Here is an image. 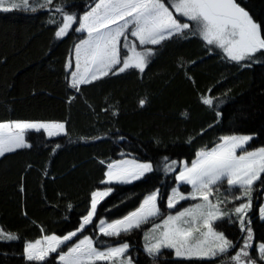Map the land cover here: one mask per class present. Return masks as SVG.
I'll use <instances>...</instances> for the list:
<instances>
[{"label": "snow or ice", "instance_id": "snow-or-ice-1", "mask_svg": "<svg viewBox=\"0 0 264 264\" xmlns=\"http://www.w3.org/2000/svg\"><path fill=\"white\" fill-rule=\"evenodd\" d=\"M16 11L46 14L45 23L55 28L53 41L75 37L62 69L66 102L71 109L73 103L82 100L97 121L101 114L119 117V109L108 105L97 111L88 103L85 90L123 75L142 77L172 43L195 40L207 58L218 56L238 69L264 66V15L257 19L248 0H91L82 14L68 10L64 0H0V13ZM196 63L180 58L176 64L177 74L182 73L193 86L196 81L189 73ZM214 87L198 92L197 97L202 107L214 113L213 122L190 135L185 141L188 145L222 122L221 105L231 90L213 96ZM147 103V99L139 101L141 108ZM181 115L188 118L189 113ZM70 122L68 117L0 121V158L32 149L31 134L49 144L52 155L57 154L63 144L56 139L71 142ZM259 134L218 135L212 147L196 149L190 160L169 155L159 159L126 158L130 154L123 152L120 159H100L102 179L90 191L76 226L58 234L33 221L40 234L23 242L21 259L25 264H139L124 237L143 231V253L153 262L159 260L163 250H170L178 264H264V237L257 243L255 231L257 219L264 227V203L258 205V215L255 203L257 192L264 191V147L249 150L254 135ZM79 139L94 143L105 137ZM124 139L119 136V140ZM154 143L159 148L162 141L156 139ZM160 172L173 179V184L160 180V187L148 190L137 207L119 218L102 215V202L116 186L146 182ZM24 179L21 193H26ZM183 186L190 190H181ZM58 196L64 198L63 193ZM74 207L67 205L69 210ZM22 215L28 218L26 204ZM64 219L69 221L70 217ZM225 222L238 229L235 238L218 230ZM148 224L151 228L144 230ZM89 228L92 232L85 234ZM19 242L18 233L0 227V244Z\"/></svg>", "mask_w": 264, "mask_h": 264}, {"label": "trees", "instance_id": "trees-1", "mask_svg": "<svg viewBox=\"0 0 264 264\" xmlns=\"http://www.w3.org/2000/svg\"><path fill=\"white\" fill-rule=\"evenodd\" d=\"M64 2L68 10L82 14L91 0ZM248 6L257 19L264 15V0H248ZM47 19L44 13H0V121L66 117L71 121L68 126L71 142L67 138L56 139L63 144L57 154L52 155L49 144L31 134L32 149L0 158V227L20 236L19 243L0 244V264H25L20 257L23 242L40 234L33 221L58 234L76 226L87 206L90 191L102 179L100 159H120L123 152L130 154L126 158L159 159L169 155L172 159L190 160L196 149L212 147L218 135L232 132L260 133L254 135L249 150L264 147V132H261L264 129V66L238 69L218 56L207 58L195 40L172 43L155 58L142 77L123 75L85 90L88 103L97 111L108 105L119 109V117L101 114L97 121L82 100L68 108L62 69L75 37L70 36L63 42L53 41L55 28L45 23ZM180 58L185 62L197 61L189 73L195 78V86L186 81L182 73L177 74L176 64ZM201 58H204L202 63ZM214 85L213 96L231 90L221 105L222 122L188 145L185 141L190 135L213 122L214 113L202 107L197 97L198 92H206ZM33 91L36 95H32ZM140 99L148 101L143 108L139 105ZM185 111L189 113L188 118L181 115ZM82 136L105 139L85 143L79 139ZM119 136L125 139L121 141ZM156 139L162 141L159 148L154 143ZM22 177L26 193L19 190ZM162 179L173 184V179L160 172L146 182L116 186L113 194L102 202V215L115 219L127 214L139 205L148 190L160 187ZM59 193L64 194L63 199L59 198ZM263 194L264 191L256 194L257 211ZM69 203L75 206L71 210L67 208ZM25 204L27 219L22 215ZM65 216L70 220L65 221ZM227 224L221 228L229 238H235L238 229ZM255 231L258 243L264 237V227L258 220ZM91 232L89 228L85 234ZM142 234L143 231H137L124 237L132 246L134 260L139 264H178L170 252L163 253L156 262L150 260L142 250Z\"/></svg>", "mask_w": 264, "mask_h": 264}, {"label": "rangeland", "instance_id": "rangeland-1", "mask_svg": "<svg viewBox=\"0 0 264 264\" xmlns=\"http://www.w3.org/2000/svg\"><path fill=\"white\" fill-rule=\"evenodd\" d=\"M33 2L35 3L36 0H33ZM183 188H189V186H183L182 189H183ZM182 189H181V190H182ZM189 190H190V188H189ZM181 203L184 204L185 207L188 206V205H187L186 203H184V202H181ZM261 203H264V194L262 195V201H261ZM164 210H165V214H167L166 203H165V206H164ZM257 215H258V211H257ZM257 220H258V219H257ZM225 223H226V222H225ZM225 223H220L219 226H218V230H223L221 227H222ZM227 226H231V225H230V224H227ZM149 228H151V224L146 225L144 230H148ZM143 235H144V232H143V234H142V242L144 243V241H143ZM142 250H143V246H142ZM165 252H170V253H171L170 250H163V253H165ZM171 254H172V258H173L174 260H178V258L175 257L174 253H171ZM159 258H160V257H159Z\"/></svg>", "mask_w": 264, "mask_h": 264}]
</instances>
